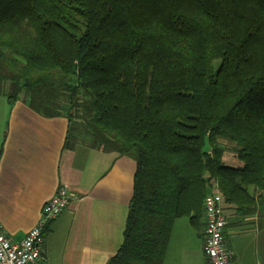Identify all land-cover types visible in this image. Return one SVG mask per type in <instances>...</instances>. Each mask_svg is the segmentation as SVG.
I'll use <instances>...</instances> for the list:
<instances>
[{
  "label": "trees",
  "instance_id": "obj_1",
  "mask_svg": "<svg viewBox=\"0 0 264 264\" xmlns=\"http://www.w3.org/2000/svg\"><path fill=\"white\" fill-rule=\"evenodd\" d=\"M0 93L135 160L107 264H162L214 188L264 216V0H0Z\"/></svg>",
  "mask_w": 264,
  "mask_h": 264
},
{
  "label": "crops",
  "instance_id": "obj_2",
  "mask_svg": "<svg viewBox=\"0 0 264 264\" xmlns=\"http://www.w3.org/2000/svg\"><path fill=\"white\" fill-rule=\"evenodd\" d=\"M68 125L66 117L38 113L25 94L11 103L0 93V226L22 240L67 185L77 197L47 227L34 264H107L124 241L136 163L82 142L65 148ZM225 213L236 264H264V216ZM204 228L177 219L162 264H207Z\"/></svg>",
  "mask_w": 264,
  "mask_h": 264
},
{
  "label": "built area",
  "instance_id": "obj_3",
  "mask_svg": "<svg viewBox=\"0 0 264 264\" xmlns=\"http://www.w3.org/2000/svg\"><path fill=\"white\" fill-rule=\"evenodd\" d=\"M77 197L67 185L58 191L43 206L38 222L25 237L15 242L0 226V264H34L42 256L46 229ZM228 219L219 189L214 188L205 199L204 252L207 264H236L233 251L225 238Z\"/></svg>",
  "mask_w": 264,
  "mask_h": 264
},
{
  "label": "rangeland",
  "instance_id": "obj_4",
  "mask_svg": "<svg viewBox=\"0 0 264 264\" xmlns=\"http://www.w3.org/2000/svg\"><path fill=\"white\" fill-rule=\"evenodd\" d=\"M227 143V145L229 146V153H228V160H231V156L233 154V151H232V143L228 142V141H225ZM231 163H235V164H238L236 161L234 162V160L231 161ZM184 220H188L187 218H185ZM264 222V221H263Z\"/></svg>",
  "mask_w": 264,
  "mask_h": 264
}]
</instances>
